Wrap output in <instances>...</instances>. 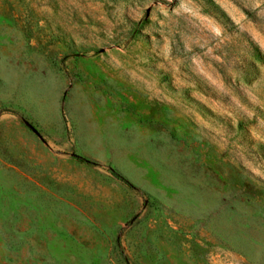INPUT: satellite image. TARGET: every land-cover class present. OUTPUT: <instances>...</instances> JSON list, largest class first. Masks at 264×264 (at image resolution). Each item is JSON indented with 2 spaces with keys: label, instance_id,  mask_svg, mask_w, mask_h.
Returning a JSON list of instances; mask_svg holds the SVG:
<instances>
[{
  "label": "rangeland",
  "instance_id": "1",
  "mask_svg": "<svg viewBox=\"0 0 264 264\" xmlns=\"http://www.w3.org/2000/svg\"><path fill=\"white\" fill-rule=\"evenodd\" d=\"M0 264H264V0H0Z\"/></svg>",
  "mask_w": 264,
  "mask_h": 264
},
{
  "label": "trees",
  "instance_id": "2",
  "mask_svg": "<svg viewBox=\"0 0 264 264\" xmlns=\"http://www.w3.org/2000/svg\"><path fill=\"white\" fill-rule=\"evenodd\" d=\"M109 170L112 172L113 175H115L117 178H119L126 185L132 187L136 192L141 193L138 188L134 187L124 176H122L121 174H119L113 168H109Z\"/></svg>",
  "mask_w": 264,
  "mask_h": 264
},
{
  "label": "water",
  "instance_id": "3",
  "mask_svg": "<svg viewBox=\"0 0 264 264\" xmlns=\"http://www.w3.org/2000/svg\"><path fill=\"white\" fill-rule=\"evenodd\" d=\"M25 123L29 126V127H31L32 128V130L34 131V132H36L37 133V131H36V129L35 128H33L32 127V125L30 124V123H28L27 121H25Z\"/></svg>",
  "mask_w": 264,
  "mask_h": 264
}]
</instances>
